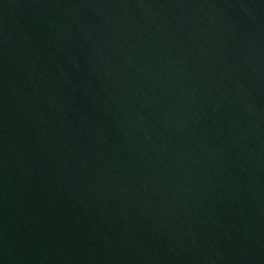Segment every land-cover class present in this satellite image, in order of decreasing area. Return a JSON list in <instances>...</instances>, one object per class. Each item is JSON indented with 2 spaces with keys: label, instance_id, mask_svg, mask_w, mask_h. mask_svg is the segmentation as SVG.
Returning <instances> with one entry per match:
<instances>
[{
  "label": "water",
  "instance_id": "1",
  "mask_svg": "<svg viewBox=\"0 0 264 264\" xmlns=\"http://www.w3.org/2000/svg\"><path fill=\"white\" fill-rule=\"evenodd\" d=\"M0 264H264V0H0Z\"/></svg>",
  "mask_w": 264,
  "mask_h": 264
}]
</instances>
